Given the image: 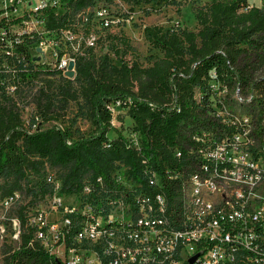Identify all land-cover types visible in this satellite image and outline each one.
<instances>
[{
	"label": "built area",
	"instance_id": "1",
	"mask_svg": "<svg viewBox=\"0 0 264 264\" xmlns=\"http://www.w3.org/2000/svg\"><path fill=\"white\" fill-rule=\"evenodd\" d=\"M126 1L93 0L75 11L70 0H0V95L21 113L36 107L40 66L67 76L76 57L63 56V46L117 44L132 12L114 5ZM55 17L63 24L50 26ZM211 75L207 118L181 122L169 161L158 168L142 159L144 182L137 183L118 163L113 184L97 177L98 184L84 181L78 193L64 195L70 201L55 197L47 209H26L33 239L61 264H264V92L246 93L236 76L230 87L229 73ZM126 103L108 105L116 126ZM22 116L25 125H38L37 116ZM124 134L128 147L140 148L137 131ZM47 181L61 189L52 175ZM21 197L17 190L0 199V217L14 220L16 239L20 218L7 211Z\"/></svg>",
	"mask_w": 264,
	"mask_h": 264
},
{
	"label": "trees",
	"instance_id": "2",
	"mask_svg": "<svg viewBox=\"0 0 264 264\" xmlns=\"http://www.w3.org/2000/svg\"><path fill=\"white\" fill-rule=\"evenodd\" d=\"M92 2L70 0L75 11ZM196 20L197 30L146 25V39L162 52L147 64L132 60L115 65L107 53L97 56L88 47L76 56L75 78L65 75L54 89L39 88L36 109L47 122L57 119L68 101L83 97L93 126L87 134L75 136L68 125L44 126L43 121L32 129L12 99L0 95V199L24 189L34 200L52 193L47 164L62 171L59 192L66 196L78 193L84 181L98 184L97 177L113 184L111 175L118 163L125 164L126 175L136 183L144 182L142 159L160 168L162 161L171 159L181 122L207 118L206 109L213 103V70L231 74L230 87L236 76L246 93L252 88L264 92V78L259 80L257 73L264 66V0L260 5L248 0H209L197 9ZM49 24L58 27L63 21L55 17ZM127 37L122 35L117 43L130 49ZM62 73L57 67L40 66L43 83L47 76ZM118 98L127 102L128 121L122 119L121 126L113 124L108 109ZM125 131L138 132L139 149L127 146ZM25 181L33 184L24 186ZM26 209L25 205L17 209L19 243L3 245L0 264H61L33 239Z\"/></svg>",
	"mask_w": 264,
	"mask_h": 264
},
{
	"label": "rangeland",
	"instance_id": "3",
	"mask_svg": "<svg viewBox=\"0 0 264 264\" xmlns=\"http://www.w3.org/2000/svg\"><path fill=\"white\" fill-rule=\"evenodd\" d=\"M209 0H150L145 1L141 0L139 3L135 2V0H128L123 5H114L116 9L120 12L125 10L126 8L132 12L130 23L125 27V31L128 36L129 43L131 48H127L126 45L119 43H112L110 45H96L94 48V52L97 56H101L102 54L107 53L109 56V60L113 64H121L122 62H131L132 60H138L143 64H147L152 61L154 58L158 57L162 54L161 50L155 48L149 40L146 39L143 28L146 25H161L164 28H168L172 25L175 18H179L181 20V25L186 26L189 29L197 30V20H196V11L198 8L202 7ZM250 4L260 5L262 0H248ZM73 20L78 23V15H74ZM85 47H77V46H63L62 55L65 57H76L79 54H83L86 52ZM258 74L264 75V66L258 70ZM62 76H65V73L56 74L54 76H47L44 79L40 78L39 88L42 85H46L48 89H54L58 84L63 82ZM52 77V78H51ZM73 76L72 78H75ZM75 82H77L75 80ZM24 116H27L29 119H34L37 116L38 123L43 121L44 126H49L52 123H57L60 125H68L70 126L75 136H80L87 134L92 129V124L89 118V106L86 100L83 97H80L76 100L68 101L64 107L59 112V117L55 120H51L49 122L43 120L41 115L37 112L36 107H30L29 109H25L22 113ZM125 119L128 121V117L126 114H119L116 119V123L118 121ZM123 121V120H122ZM32 129H34L32 127ZM46 173L47 175H52L56 181L61 182V174L62 171L53 167L49 164L46 165ZM46 175V176H47ZM87 177H90L88 175ZM32 182H24V186H31ZM51 196L50 199L47 197L39 198L34 200L32 195H28L26 190H22V197L18 204L14 205V207L7 211V215L10 218L17 217V209L21 205H25L30 208H45L49 205V201L55 199V197H62L64 201H70L69 197H64L59 190L54 189V186L51 185ZM4 212V209L0 206V215ZM59 212H53L50 216H58ZM0 225L4 226L5 231H2L0 228V263L2 262V247L4 244H10L13 247H16L19 243V239L14 238L13 234L16 231L17 227L14 224L13 219L6 220L3 223V218L0 217Z\"/></svg>",
	"mask_w": 264,
	"mask_h": 264
},
{
	"label": "water",
	"instance_id": "4",
	"mask_svg": "<svg viewBox=\"0 0 264 264\" xmlns=\"http://www.w3.org/2000/svg\"><path fill=\"white\" fill-rule=\"evenodd\" d=\"M39 50H40V48H39ZM39 58V57H38ZM75 63H74V61L73 60H71L70 62H69V65H68V69L66 70V74L69 76V77H73L74 75H75V73H76V71H75Z\"/></svg>",
	"mask_w": 264,
	"mask_h": 264
}]
</instances>
